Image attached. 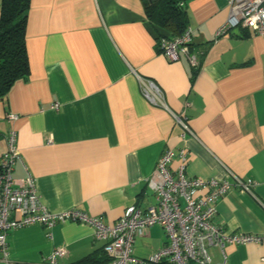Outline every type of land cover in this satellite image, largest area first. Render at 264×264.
<instances>
[{"label":"crops","instance_id":"crops-1","mask_svg":"<svg viewBox=\"0 0 264 264\" xmlns=\"http://www.w3.org/2000/svg\"><path fill=\"white\" fill-rule=\"evenodd\" d=\"M185 6L197 66L185 53L166 60L158 47L163 29L149 23L141 0H31L30 73L0 99V156L15 128L22 160L12 176L25 177L26 166L50 210L78 208L114 224L127 206L155 203L147 178L158 158L173 149L175 170L185 149L188 176L255 181L251 191L235 186L221 197L214 221L264 236V35L243 26L217 35L228 0ZM138 76L161 87L168 108L145 98ZM174 113L187 123L184 134ZM167 238L154 225L132 253L146 258ZM8 241L15 264H47L59 247L67 255L58 264L107 258L93 227L77 221L16 228ZM224 251L226 259L210 247L213 264H264V242Z\"/></svg>","mask_w":264,"mask_h":264},{"label":"built area","instance_id":"built-area-1","mask_svg":"<svg viewBox=\"0 0 264 264\" xmlns=\"http://www.w3.org/2000/svg\"><path fill=\"white\" fill-rule=\"evenodd\" d=\"M229 15L217 30V35L243 26L256 34L264 35V0H228ZM192 32L188 27L181 35L158 39L161 54L169 62L178 61L186 54L194 66L199 64L195 54L190 55ZM143 95L154 105L168 108L164 92L151 79L138 76ZM58 103L54 108H58ZM176 122L189 130L184 117L174 113ZM14 121L16 114H8ZM18 132L12 128L6 133L7 148L0 156V253L3 264H15L9 259V233L16 228L41 223L52 227L56 223L77 221L94 229V238L104 241L103 249L109 259L107 264H213L210 247L218 246L224 254L226 244L262 243L264 236L254 233L229 232L214 221L217 201L239 186L251 191L255 181L233 176L229 178L188 176L186 150L179 152V164L171 170L173 149L165 150L147 178V186L155 197V203L145 209L132 204L127 206L114 224L104 222L102 216H94L78 208L50 210L40 200L36 181L24 166L26 175L14 178L12 171L16 161L22 160L17 144ZM160 225L167 235V242L143 258L133 255L137 237L145 236L150 227ZM67 255L65 247L56 248L47 258V264H58ZM264 261V257H263Z\"/></svg>","mask_w":264,"mask_h":264},{"label":"trees","instance_id":"trees-1","mask_svg":"<svg viewBox=\"0 0 264 264\" xmlns=\"http://www.w3.org/2000/svg\"><path fill=\"white\" fill-rule=\"evenodd\" d=\"M147 20L163 29L158 36L181 35L189 23L187 0H141ZM31 0H1L0 3V99L30 73L26 27ZM108 257H85L77 264H107ZM158 264H169L161 262Z\"/></svg>","mask_w":264,"mask_h":264}]
</instances>
